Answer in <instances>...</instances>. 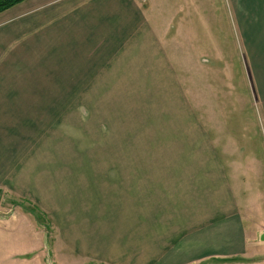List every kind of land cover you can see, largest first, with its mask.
<instances>
[{"label": "rangeland", "instance_id": "obj_1", "mask_svg": "<svg viewBox=\"0 0 264 264\" xmlns=\"http://www.w3.org/2000/svg\"><path fill=\"white\" fill-rule=\"evenodd\" d=\"M131 1L144 6L142 16L134 14L130 0H25L0 13V78L46 79L47 89L38 93L48 94L51 87L54 94L63 95L52 105L53 123L45 141L40 134L32 137L33 150L49 142L47 157L51 151L54 160L67 159L63 175L56 176L60 165L52 167L53 179L64 176V181L77 172L79 158H97L96 163L88 159L86 165L92 175L101 168L98 160L114 157L115 167L130 175L136 198L152 176V163L164 162L172 152L176 155L178 134L187 124H195L210 135L213 156L222 167L231 161L240 165L236 200L246 235L244 254L206 264H264V242H260L264 124L259 109L263 107L246 80L245 91L237 85L231 90L222 77L223 62H235L240 47L231 3L213 0L214 10L208 15L211 0ZM145 34L152 39L145 42ZM221 44L234 57L226 56ZM163 52L164 64L168 62L177 82L162 74ZM180 90L186 95V108L192 101L198 122L191 118L186 123L185 113L172 114ZM175 119H181L180 124L166 132ZM252 159L258 162L255 176L244 171L252 167ZM210 168L213 164L207 163L203 171ZM0 183L5 185L0 187V264H97L88 255L74 256L61 239L57 216L67 208L71 188L62 191V205L61 191L47 196L17 192L8 178ZM81 183L79 201L89 203L93 198L98 206L106 191L94 195L87 181L85 188Z\"/></svg>", "mask_w": 264, "mask_h": 264}, {"label": "crops", "instance_id": "obj_2", "mask_svg": "<svg viewBox=\"0 0 264 264\" xmlns=\"http://www.w3.org/2000/svg\"><path fill=\"white\" fill-rule=\"evenodd\" d=\"M228 1L236 14L240 47L235 62H223L222 77L227 87L231 85V90L234 85L244 90L243 84L247 81L252 96L263 107L259 109L264 124V0ZM213 3L211 0L208 15L214 10ZM130 5L136 8L134 14L139 17L144 14V6L137 7L131 0ZM144 38L148 42L152 36L145 34ZM220 47L226 56L234 57L222 44ZM164 62L163 52L161 65ZM167 63L162 74L173 76L171 79L177 82ZM44 88L47 89L46 79L0 78V182L5 178L12 180V188L17 192L30 190L52 196L61 191L58 202L62 205V191L68 192L71 188V197L65 199L67 208L57 218L61 239L74 251V256L88 255L97 264H132L133 260L135 264H206L235 259L245 253L246 235L236 200L241 188L240 165L231 161L226 168L222 167L213 156L214 143L206 130L187 124L182 130L183 139L180 131L181 142L177 140L174 145L176 155L172 152L164 162L152 163V176L136 198L130 175L127 177L125 171L115 167L114 157L98 160L101 168L98 174L92 172V175L86 165L88 159L96 163L97 158H79L77 172L71 173L69 179L64 181V176L61 180L53 179V165H60L56 176H61L67 159L54 160L51 151L47 157L49 142L37 150H33L31 143L32 137L39 134L42 142L45 141L53 123L50 117L54 100H63V95L54 94L51 87L48 94L38 93ZM182 93L180 90L172 114L185 113L186 123L191 118L198 122L192 101L186 108V95ZM66 111L69 121V110ZM242 114L240 111L239 115ZM180 120L175 119L165 131L171 133ZM207 163H212L214 168L205 172L203 167ZM157 164L159 167H154ZM251 165L244 171L258 175V162L252 159ZM86 181V187L94 195L101 189L106 191V196L101 193L98 206L93 198L89 203L85 199L79 201L81 182L85 188ZM8 182L5 183L11 184ZM139 242H144L140 248ZM229 244L231 247L227 248Z\"/></svg>", "mask_w": 264, "mask_h": 264}, {"label": "trees", "instance_id": "obj_3", "mask_svg": "<svg viewBox=\"0 0 264 264\" xmlns=\"http://www.w3.org/2000/svg\"><path fill=\"white\" fill-rule=\"evenodd\" d=\"M24 1L25 0H0V13ZM0 199H1V195H0Z\"/></svg>", "mask_w": 264, "mask_h": 264}, {"label": "water", "instance_id": "obj_4", "mask_svg": "<svg viewBox=\"0 0 264 264\" xmlns=\"http://www.w3.org/2000/svg\"><path fill=\"white\" fill-rule=\"evenodd\" d=\"M260 242H264V232L260 235Z\"/></svg>", "mask_w": 264, "mask_h": 264}, {"label": "flooded vegetation", "instance_id": "obj_5", "mask_svg": "<svg viewBox=\"0 0 264 264\" xmlns=\"http://www.w3.org/2000/svg\"><path fill=\"white\" fill-rule=\"evenodd\" d=\"M262 234V233H261Z\"/></svg>", "mask_w": 264, "mask_h": 264}]
</instances>
